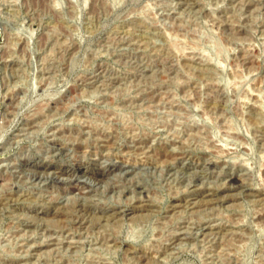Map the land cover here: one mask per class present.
Masks as SVG:
<instances>
[{
    "label": "rangeland",
    "instance_id": "rangeland-1",
    "mask_svg": "<svg viewBox=\"0 0 264 264\" xmlns=\"http://www.w3.org/2000/svg\"><path fill=\"white\" fill-rule=\"evenodd\" d=\"M0 264H264V0H0Z\"/></svg>",
    "mask_w": 264,
    "mask_h": 264
},
{
    "label": "bare ground",
    "instance_id": "bare-ground-1",
    "mask_svg": "<svg viewBox=\"0 0 264 264\" xmlns=\"http://www.w3.org/2000/svg\"><path fill=\"white\" fill-rule=\"evenodd\" d=\"M234 177V176H233ZM234 179V178H233ZM79 223H81V222H79Z\"/></svg>",
    "mask_w": 264,
    "mask_h": 264
}]
</instances>
